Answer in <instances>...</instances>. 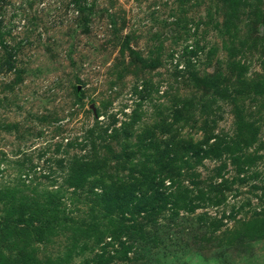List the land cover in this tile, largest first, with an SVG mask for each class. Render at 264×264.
I'll return each mask as SVG.
<instances>
[{
	"label": "rangeland",
	"instance_id": "374dc122",
	"mask_svg": "<svg viewBox=\"0 0 264 264\" xmlns=\"http://www.w3.org/2000/svg\"><path fill=\"white\" fill-rule=\"evenodd\" d=\"M0 264H264V0H0Z\"/></svg>",
	"mask_w": 264,
	"mask_h": 264
},
{
	"label": "trees",
	"instance_id": "16d2710c",
	"mask_svg": "<svg viewBox=\"0 0 264 264\" xmlns=\"http://www.w3.org/2000/svg\"><path fill=\"white\" fill-rule=\"evenodd\" d=\"M143 181H141V183H142ZM144 186V187H143ZM147 187V185H142V184H139V185H137L136 187H134V189L131 191V193L129 192L128 194L129 195H133V196H135V199H136V204H141L142 202L144 203V201L146 200V197H145V195H146V193L145 194H143V190H144V188H146ZM136 190V191H135ZM109 194V193H108ZM136 194H140V197H137L136 196ZM143 195H144V197H143ZM133 200V199H132ZM130 202H133V201H130ZM142 203V204H143ZM136 207V206H135Z\"/></svg>",
	"mask_w": 264,
	"mask_h": 264
}]
</instances>
